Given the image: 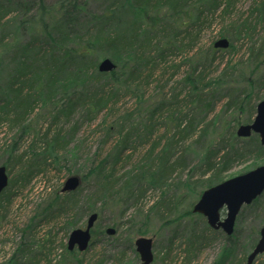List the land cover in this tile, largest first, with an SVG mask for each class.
<instances>
[{"label":"trees","instance_id":"trees-1","mask_svg":"<svg viewBox=\"0 0 264 264\" xmlns=\"http://www.w3.org/2000/svg\"><path fill=\"white\" fill-rule=\"evenodd\" d=\"M2 1L0 0V54L4 50H11L13 59L12 68L9 69L3 85L0 86V129L3 125L16 128L18 139L35 131L36 123H33L32 116L39 110L38 115L45 109H49L47 113L57 110V114L52 115L53 119L57 120L63 116L64 112L67 115L71 114L82 100L84 103L87 99L90 101L94 97L95 100L92 102L94 109H102L111 96L107 97L106 92L99 91L100 88L94 95L89 96V93L86 94L84 91L89 83L101 80L105 82L106 78L114 83L122 76H126L125 80L136 79L152 59L149 49L154 42H156L154 44L157 50L156 57L164 60L173 40L183 31L190 39L188 46H192L196 25L199 26L197 33H200V24L205 12L217 11L224 5L223 17L229 12V7L233 6L234 2V0H105L103 12H92L89 18L80 22L77 13L82 6L81 0H58L54 6H47L43 0H38L39 8L36 12L28 14V19L27 17L18 19L21 29L27 30L31 35L27 45L19 49L12 47L18 44L19 34L9 39L10 34L3 32L6 26L3 19L10 13L11 7L6 2L11 0L1 3ZM192 14L193 18H191ZM125 16L131 18L130 22L124 21ZM259 27H261V34L256 36ZM231 30L232 37L227 49L238 58L224 65L223 74L214 80L215 86L219 89H214L212 82L205 83L206 62L214 63L218 49L213 45L209 53L195 55L197 63L185 77V82L190 87L191 107L189 106L188 111L186 110L188 105L183 110L177 109L171 113H169L170 110L165 111L166 121L174 124L180 138L173 134L163 144L162 150L157 155L158 162L150 160L147 154L145 163H141L137 170L133 169L124 176L118 175L117 165L122 160L124 151L129 148V142L135 135L139 134V138L146 141L153 134L158 123L156 116L166 107L165 102L149 110L148 122L143 125L140 122L143 126L142 133L137 126H132L125 131V127L120 125V137L112 151L100 160L99 155L95 154L88 171L82 175L77 174L81 177L82 183L76 190L62 192L61 188L48 191L49 188L45 185L42 192L47 195L40 210L44 220L72 216L71 214L80 205L78 203L83 185L89 178H92L95 184L92 192L87 195L85 210L88 216L93 212L99 214L103 206L107 204L106 201L110 199H113L112 205L126 207L130 201L134 204L138 203L148 189L167 186L174 173L178 170L182 171V168L187 166L184 153L175 159L172 157L174 145L181 142L185 144L189 141L191 134L198 132V128L203 125V117L210 110L215 109L216 93L221 89L226 92L224 110L233 113L248 111L246 121L250 120L251 113L256 109L254 93L256 92L257 96L264 87V0H255L250 16L238 18L231 24ZM227 35V32L222 31V37ZM238 42L241 43L237 45ZM105 58L115 62L116 68L113 71H99L100 60ZM65 80H68L69 84L62 85ZM79 91H82V97L80 100H75ZM173 115H176L175 121ZM209 126H211L210 122L199 130L198 141L206 136ZM111 128L109 127L108 132ZM47 131H50V128ZM56 133L50 140L45 139L46 147L43 150L34 151L33 154L15 155L19 147L18 139L6 144L9 158L3 165L7 167L8 174L12 173L13 160L14 164L22 163L24 169L18 176L10 178L8 187L0 194V218L4 197L9 200L19 180L30 181L37 174L32 166L25 167L23 161L26 156L30 155L34 165L41 172H45L42 166L49 158L59 164L61 159L63 160L62 150L68 146L69 142L62 130ZM45 137L47 138V134ZM161 141L162 138L153 144L152 151L156 145L161 144ZM213 146V141L209 142L203 159L196 166L200 176L206 178L193 182L189 178V181L183 183L193 192L196 191L198 183L203 184L207 189L222 182L224 173L235 162L245 160L252 153H256V157L260 158L264 149L257 135L251 137L245 145L240 144L237 131L236 135L232 132L229 140L223 138L217 148ZM201 193L202 190L199 191L198 197H201ZM164 194L167 195L166 190ZM165 195L151 206V210L160 218L164 217V213L179 206ZM258 199L253 203L258 202ZM99 201H103V206L98 207ZM194 214L191 205L179 214L177 219L193 217ZM37 216L38 214H35L33 222ZM73 219L71 217L70 221H67L69 227L76 225ZM203 222L206 223V227L201 235L192 237L197 240V243L204 237L203 233L215 231L208 222L204 220ZM130 229L127 237L129 246L133 245L134 238L148 234V231L142 227L134 228L131 225ZM92 233L95 239V234L98 233L95 227ZM103 233H107V230H103ZM232 236L226 235V238L231 240ZM259 238L260 231L252 239L249 247L244 250V256L240 259L237 258L238 247L228 241L217 264H248L249 251L255 247ZM194 241H190L191 246L194 245ZM124 251H120L118 264H127ZM69 253L74 254V252ZM73 264H83V259Z\"/></svg>","mask_w":264,"mask_h":264},{"label":"rangeland","instance_id":"rangeland-1","mask_svg":"<svg viewBox=\"0 0 264 264\" xmlns=\"http://www.w3.org/2000/svg\"><path fill=\"white\" fill-rule=\"evenodd\" d=\"M43 1L47 6H54L58 2V0ZM104 1L81 0L82 6L77 13L79 21L82 22L85 18H89V14L92 12L101 13L104 9ZM254 1L234 0L233 6L229 7V12L223 17L222 8L224 5L217 11L205 12L200 24V33H197L199 26L196 25L195 39L192 46H188L190 39H188L187 33L183 31L179 37L173 40L164 60L156 57L157 50H155L154 45L156 42H154L149 49L151 52L149 55L152 59L136 79L125 80L126 76H122L119 81H114V83L107 78L105 82L101 80L89 83L84 88L85 93H89V96L94 95L98 88H100L99 91L106 92L107 97L111 96L107 105L100 110L93 107L92 102L95 97L90 101L87 99L84 103L82 100L71 114L67 115L64 112L62 113L63 116L57 120L52 117V115L57 114V110L47 113L49 109H45L38 115L39 110L32 116L33 123H36L35 131L20 139H18L16 128H10L8 125L1 127L0 166L9 158L6 144L13 142L14 139L19 141V147L15 155L33 154L34 151L43 150L46 147L45 139L50 140L57 134L58 130L63 131L69 144L62 150L64 158L61 159L60 164L54 162V160L51 161V158L46 161L42 166L45 172L38 171L30 155L25 157L23 161L25 167L32 166L37 174L30 181L19 180L9 200L6 197L2 200L0 264H73L81 259H83V264H118L121 250H125L127 264H142L134 244L137 237L134 238L132 246H129L127 241L131 225L134 228L142 227L146 229L148 234L145 236L154 239L155 259L152 264H217L228 241L238 247V259L244 256V250L249 247L252 239L257 236V233L264 226V193L260 196L258 202L242 207L231 240L226 238V234L222 230H215L214 232L203 233L204 237L197 243V240L192 237L201 235L206 227V223L203 222V220L207 222L206 218L202 214L195 213L193 217L186 216L177 219V216L186 211L191 205L194 207V204L200 198L198 197L199 191L202 190L203 193L206 190L203 184L198 183L196 191L193 192L184 184L185 181H189V178L192 182L206 178L200 176V171L196 169V166L203 159L209 142L213 141V147L217 148L223 138L229 140L232 132L236 135V131L241 124L251 123L255 119L256 109L255 112L251 113L249 121H246L248 111L245 113L225 111L226 92L221 91L222 89L216 93L215 109L210 110L203 117L202 126L209 122L211 124L208 127L206 136L199 141L197 140L201 126L198 128L197 133L190 135L188 142L174 145L173 152H171L172 157L175 159L184 153L187 166L182 168V171L178 170L177 173H174L167 186L148 189L144 197L136 204L130 201L128 206L119 207L118 205H112L113 199H110L103 206V201H99L97 205L98 207L103 206V209L99 212V219L95 225L98 233L95 234V239H93L87 250L81 252L76 248L70 251L67 244L70 232L75 228L84 227L88 219L85 208L87 195L94 189L95 182L92 178H89L83 185L78 203L80 205L71 214L72 216L44 220L40 210L47 195L42 192L45 185L48 186V191L61 189L67 178L72 174L82 175L86 173L93 162L95 154L99 155L100 160L112 151L114 144L120 137V125L125 127V131L132 126H137L142 133L143 123L148 122L149 110L165 102L166 107L164 110L159 111V115L156 116L158 123L153 134L146 141H142L138 134L129 142V148L124 151L122 160L117 165L118 175L122 174L124 176L133 169L137 170L141 163H145L144 160L147 154L150 160H155V163H157V155L162 150L163 144L173 134L180 138L178 129L174 124L166 121L167 113L165 111L170 110L169 113H171L177 109L183 110L186 105H188L186 109L188 111L191 107L189 100L191 99L190 87L186 84L185 77L197 63L195 55L197 53L198 55H200L199 53H209L214 42L222 38V31L227 32L228 35L225 37L231 40V24L238 18L250 16ZM3 2H6V0L1 3ZM38 3V0H11L6 2L11 7L10 13L3 19L6 22L3 32L10 34L9 39H13L16 34H19L18 44L12 45L13 48L21 49L30 40L31 35L27 30L21 29L18 19L24 17L28 19V14L31 15L38 10ZM191 18H193V14ZM130 20V17H124V21L130 22ZM260 29L261 27L257 29L256 36L261 34ZM240 43L238 42L237 45ZM237 58L229 49H218L214 63L206 62L205 83L212 82L214 84V80L223 74L224 65ZM12 59L11 50H4L0 54V86L3 85L9 69L12 68ZM63 84H69V81L65 80L62 82ZM212 87L219 89L215 84ZM254 96L257 107V104L264 99V87L257 96L255 92ZM81 97L82 91H79V95L77 94L74 99L80 100ZM163 115L164 117L161 118L160 116ZM175 117L176 115H173L174 121ZM140 122H142V125ZM109 127H112L110 132H108ZM49 128L50 131H47ZM46 134L47 138L45 137ZM255 135L259 137L258 134H252L246 138L238 136L240 144L245 145ZM160 138H162L161 144L156 145L152 151L153 144ZM71 154H74V156H71ZM262 164H264V149L260 158L256 157V153H252L245 160L235 162L224 173L223 181ZM22 169H24L22 163L14 164L13 160L10 178L18 176ZM165 190L167 195L164 194ZM164 195L179 204V206L164 213V217L160 218L158 214L151 210V206ZM221 213L222 216H225L226 209H222ZM35 214H38V216L33 222L32 219ZM71 217L76 222L74 227H69L67 223ZM110 227L116 229V234L103 233V230ZM189 240L191 242L195 240L193 247L190 245ZM124 246L129 248L124 249ZM69 252H74V254ZM253 264H264V253L259 255Z\"/></svg>","mask_w":264,"mask_h":264},{"label":"water","instance_id":"water-1","mask_svg":"<svg viewBox=\"0 0 264 264\" xmlns=\"http://www.w3.org/2000/svg\"><path fill=\"white\" fill-rule=\"evenodd\" d=\"M230 40L222 37L215 41L217 49H227ZM99 71L111 72L116 68L115 62L110 58L103 59L99 64ZM257 113L253 122L241 124L237 129L239 137H250L253 133L260 136L264 145V99L256 107ZM7 167L0 166V194L9 185ZM82 183L81 177L71 175L65 181L62 192L76 190ZM264 193V164L259 165L245 173L224 180L203 191L199 200L194 204L193 212L206 217L208 224L215 230L222 229L228 236L235 232L238 214L244 205L253 203ZM222 209H226V215L222 216ZM99 214L93 212L88 216L84 227L75 228L70 232L68 249L73 251L76 247L79 251H85L91 244L92 230L98 220ZM108 234H116L115 228H108ZM142 264H152L154 261V239L148 236H139L134 242ZM264 253V226L260 230V238L252 252L248 255L247 262L252 264L254 260Z\"/></svg>","mask_w":264,"mask_h":264}]
</instances>
